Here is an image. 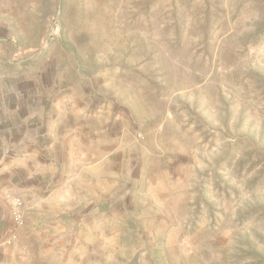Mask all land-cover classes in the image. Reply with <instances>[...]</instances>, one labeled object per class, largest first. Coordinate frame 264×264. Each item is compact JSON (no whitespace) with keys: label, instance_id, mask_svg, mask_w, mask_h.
Masks as SVG:
<instances>
[{"label":"rangeland","instance_id":"rangeland-1","mask_svg":"<svg viewBox=\"0 0 264 264\" xmlns=\"http://www.w3.org/2000/svg\"><path fill=\"white\" fill-rule=\"evenodd\" d=\"M8 171L0 264H264V0H0Z\"/></svg>","mask_w":264,"mask_h":264},{"label":"crops","instance_id":"crops-1","mask_svg":"<svg viewBox=\"0 0 264 264\" xmlns=\"http://www.w3.org/2000/svg\"><path fill=\"white\" fill-rule=\"evenodd\" d=\"M28 175L29 174L27 172H25V171L22 172V176H23V178H22L23 179L22 188L26 189V187L30 188V186H31V184L28 183V181H27L28 180L27 179ZM10 176H14V174H12V172L8 171V172L3 173L2 176L0 177V179H2V181H0V210H1V212L4 211V207H5V209H8L7 207H10V204L3 197V194L7 191L6 189H8L9 186L11 185L9 183ZM23 195L25 197L24 199H26L27 201H30L29 198L27 197L26 193L25 194L23 193ZM32 202H35V205L33 203V206H35V207H36L37 204L40 205L42 203V201L40 199H38V198H34L32 200Z\"/></svg>","mask_w":264,"mask_h":264},{"label":"built area","instance_id":"built-area-1","mask_svg":"<svg viewBox=\"0 0 264 264\" xmlns=\"http://www.w3.org/2000/svg\"><path fill=\"white\" fill-rule=\"evenodd\" d=\"M7 200H9L12 203V206L14 208L13 211V218L14 222L18 227H22L25 224V217H24V207L23 202L20 198H17L13 196L12 194L6 195Z\"/></svg>","mask_w":264,"mask_h":264}]
</instances>
